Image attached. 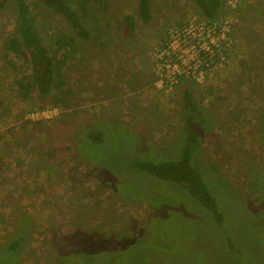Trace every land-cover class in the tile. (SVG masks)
I'll return each instance as SVG.
<instances>
[{"label": "rangeland", "instance_id": "rangeland-1", "mask_svg": "<svg viewBox=\"0 0 264 264\" xmlns=\"http://www.w3.org/2000/svg\"><path fill=\"white\" fill-rule=\"evenodd\" d=\"M151 2L145 24L138 0H91L89 39L28 2L51 58L64 61L56 68L60 86L48 97L33 89L28 98L18 83L31 74L29 58L6 49L16 9H0V264H264V0H244L227 66L207 87L189 85L208 117L195 165L221 222L182 186L135 164L149 159L148 145L161 146L155 152L171 143L164 158H178L183 137L173 140L184 132L186 84L159 87L153 55L171 27L203 17L192 0ZM64 39L68 49L58 43ZM95 59L97 67L105 62L109 82L147 88L133 96L135 108L126 106L131 113L109 116L121 126L91 121L86 89L75 83L76 70ZM47 108L59 115L31 120ZM90 132L104 141L92 142ZM14 242L16 252L5 250Z\"/></svg>", "mask_w": 264, "mask_h": 264}, {"label": "trees", "instance_id": "trees-1", "mask_svg": "<svg viewBox=\"0 0 264 264\" xmlns=\"http://www.w3.org/2000/svg\"><path fill=\"white\" fill-rule=\"evenodd\" d=\"M30 1L40 3L54 11L67 22L68 26L80 38L89 39L90 33L85 26L84 18L88 16V6L91 0H4L0 4V9L7 4H12L17 15L15 35L9 40L6 46L7 51L17 56L27 54L31 65V74L23 77L18 83L22 96L30 97L29 94L35 89L41 96L48 97L54 89L60 86L56 68L60 69L64 61L62 60L57 66L54 59L51 58L39 31L37 21L31 12V6L28 4ZM192 1L197 5L200 14L208 20L214 21L223 16L224 0ZM138 12L141 20L145 24H150L153 19L151 0H138ZM130 25L132 26V22ZM58 43L66 49L69 47L66 45L68 42L65 39L58 40ZM61 46L58 47L59 50L62 48ZM181 98L184 132L173 140L176 141L179 137H183L180 149L175 151L178 158L173 160L168 157L164 158L165 154L169 156L171 143L167 150L158 148L155 152H153V149L161 146L148 145L150 149L149 159L143 156L144 160H137L135 164L138 169L145 171L158 180L182 186L189 195L193 196L214 215L215 220L221 222L222 216L218 208V202L204 182L201 174L202 169L195 165V159L198 158L202 146L201 134L206 131L205 129V131L200 132V128L207 126L208 117L196 102L189 85H185ZM88 137L94 143L104 141L103 134H98V132H90ZM18 247L19 243L14 242L5 250L9 249L14 253Z\"/></svg>", "mask_w": 264, "mask_h": 264}, {"label": "built area", "instance_id": "built-area-1", "mask_svg": "<svg viewBox=\"0 0 264 264\" xmlns=\"http://www.w3.org/2000/svg\"><path fill=\"white\" fill-rule=\"evenodd\" d=\"M244 0H224L223 16L214 21L193 17L188 23L168 30V37L154 52L159 86L173 90L181 85L205 88L216 74L229 63L237 42L235 34L240 24ZM58 110H35L32 121H49Z\"/></svg>", "mask_w": 264, "mask_h": 264}, {"label": "crops", "instance_id": "crops-1", "mask_svg": "<svg viewBox=\"0 0 264 264\" xmlns=\"http://www.w3.org/2000/svg\"><path fill=\"white\" fill-rule=\"evenodd\" d=\"M77 55V58L79 59V54H76V56ZM97 61L98 59H95L93 61L94 66L88 67L85 72L83 70H76L80 71L81 74L79 75L78 73L76 76H74L75 83L76 85H78V89H80L81 91H83L84 88L86 89V92H84L85 96L82 97L88 100L86 106L91 107L90 112H93V114L95 115V120L91 121H100L103 117L102 123L121 126L122 124L119 125L120 122L112 123V119L109 118V116H117L118 118H121L122 116L117 115L118 113H131L130 110L128 111V108H126V106L129 107V103H131L132 106L130 107L135 108L137 106V101L133 96L135 94L137 95L138 92H145L147 88H145L144 90H131L130 87L126 86V83H122L121 85L120 82H109L103 77L105 74L104 72L107 69V67L105 66V62L103 61V66L97 67ZM99 70H101V72H98ZM138 72L142 74L147 73L142 67L138 69ZM91 73L93 74V76L91 75ZM84 75H87L86 80L83 79ZM83 81H86L85 85L83 84ZM157 85H159V83H157ZM121 91L122 95H120Z\"/></svg>", "mask_w": 264, "mask_h": 264}]
</instances>
